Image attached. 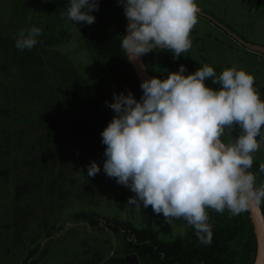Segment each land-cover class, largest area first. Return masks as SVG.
<instances>
[{
    "label": "rangeland",
    "instance_id": "1",
    "mask_svg": "<svg viewBox=\"0 0 264 264\" xmlns=\"http://www.w3.org/2000/svg\"><path fill=\"white\" fill-rule=\"evenodd\" d=\"M49 1L0 0V264H120L132 254L146 264L113 227L143 226L141 207L127 203L135 193L103 170L101 133L115 116L106 102L119 93L114 77L106 60L96 63L67 14L49 9ZM196 3L192 47L181 55L218 65L221 72L247 71L264 100V3L259 10L244 0ZM32 26L43 30L30 50L41 64L15 46L17 33ZM22 55L26 61L19 63ZM50 117L59 122L60 134L47 141ZM221 138L235 142L231 129ZM257 139L253 156L261 164L264 139ZM93 160L101 171L88 177ZM255 176L257 186L264 184L263 175ZM158 229L175 238L185 224L173 218Z\"/></svg>",
    "mask_w": 264,
    "mask_h": 264
},
{
    "label": "clouds",
    "instance_id": "2",
    "mask_svg": "<svg viewBox=\"0 0 264 264\" xmlns=\"http://www.w3.org/2000/svg\"><path fill=\"white\" fill-rule=\"evenodd\" d=\"M128 20L121 48L131 63L153 50H169L174 60L192 47V29L198 23L196 0H119ZM99 0H70L67 18L91 25L99 11ZM39 27L20 30L15 37L18 50H31L42 35ZM181 64L166 79L153 77L140 87L137 100L131 91L113 93L106 102L115 116L101 133L106 145L103 170L134 196L128 204L151 206L171 223L183 218L195 229L202 244L212 241L208 209L233 216L258 211L264 203V184L257 186L249 171L253 153L264 139V100L247 71L227 68L216 77L212 66L195 73ZM222 85L220 90L207 86ZM237 126L241 134L234 143L221 137ZM101 171L93 160L88 177ZM264 172V163L260 164ZM80 173L83 174L81 170ZM84 175V174H83Z\"/></svg>",
    "mask_w": 264,
    "mask_h": 264
},
{
    "label": "trees",
    "instance_id": "3",
    "mask_svg": "<svg viewBox=\"0 0 264 264\" xmlns=\"http://www.w3.org/2000/svg\"><path fill=\"white\" fill-rule=\"evenodd\" d=\"M244 1L254 6L256 10H259L260 3H264V0H261L262 2L259 0ZM69 4L70 0H50L48 7L56 12L67 13ZM99 4V11L91 13L96 18L93 24L72 22L82 32L85 45L92 52L96 63L106 60L119 93L124 92L127 95L128 91H131L134 97L140 100L143 96L140 87L142 82L121 48V40L126 35L128 21L123 5L119 0H99ZM27 51H29L27 52L28 57H32L31 51L28 49ZM173 55L169 50L156 49L142 56L152 78L166 79L170 73L178 72L181 64L187 68L184 75L193 74L204 65L212 66L215 69L216 77L222 73L218 65L203 63L182 55L178 60H174ZM33 57H35L36 63H42L40 55L35 54ZM18 60L19 63L26 61L23 55L18 57ZM216 77L207 80L206 84L218 91L222 85L212 83V79ZM108 82L110 83V81ZM48 122L47 141L51 136L59 137L60 134L59 122L51 117ZM231 133L235 141L241 131L232 128ZM249 171L254 175L264 176V172L260 171L258 161H254ZM261 208L264 214V203L261 204ZM207 211L208 222L212 227V241L207 245L199 242L195 229L184 219L185 232L183 235H177L175 238L162 237L158 227L165 222L163 214H155L151 206L146 209L141 206L142 227H135L131 223L126 224L123 228L117 224L113 227L126 235L131 250L138 253L146 264H254L257 253V236L251 212H242L233 216L227 209L223 213L212 209ZM77 216H82V213ZM35 262L33 261V263ZM120 264L126 263L121 261Z\"/></svg>",
    "mask_w": 264,
    "mask_h": 264
},
{
    "label": "water",
    "instance_id": "4",
    "mask_svg": "<svg viewBox=\"0 0 264 264\" xmlns=\"http://www.w3.org/2000/svg\"><path fill=\"white\" fill-rule=\"evenodd\" d=\"M127 24H128V21H127ZM126 35H127V32H126ZM132 65L141 82L152 78L147 67L145 66L143 57L140 58V62L132 63ZM250 212L253 217V222L255 225L256 236H257V253H256V259H255L254 264H264V214H263L261 205L258 211H250ZM127 260H131V262L140 264L139 258L135 254H132L126 259H123L125 263L127 262ZM127 264H130V263H127Z\"/></svg>",
    "mask_w": 264,
    "mask_h": 264
}]
</instances>
